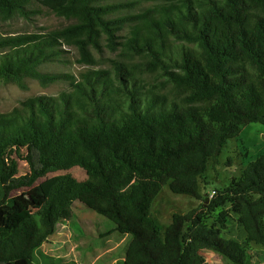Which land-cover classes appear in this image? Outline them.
Masks as SVG:
<instances>
[{
	"label": "trees",
	"instance_id": "obj_1",
	"mask_svg": "<svg viewBox=\"0 0 264 264\" xmlns=\"http://www.w3.org/2000/svg\"><path fill=\"white\" fill-rule=\"evenodd\" d=\"M147 2L138 13L110 17ZM32 3L75 21L0 35V82L65 81L68 89L0 113V264H63L37 263L34 255L77 205L109 222L101 234L129 237L114 264H209L205 249L230 264H251L248 246L264 247V150L207 202L172 213L169 223L159 222L152 204L166 186L199 199V179L228 141L249 123L264 126V0H0V20L27 16ZM102 35L112 50L120 44L123 58L110 67L77 76L43 70L64 45L93 64L90 47L99 48ZM76 166L85 178H45ZM36 184L44 201L32 211L15 191ZM227 203L246 245L223 237Z\"/></svg>",
	"mask_w": 264,
	"mask_h": 264
},
{
	"label": "rangeland",
	"instance_id": "obj_2",
	"mask_svg": "<svg viewBox=\"0 0 264 264\" xmlns=\"http://www.w3.org/2000/svg\"><path fill=\"white\" fill-rule=\"evenodd\" d=\"M101 3L114 2L116 0H98ZM150 2L143 6H127L118 11L117 15L135 14L141 11ZM27 16L15 15L9 20H0V35H14L19 33H45L50 30L64 27L75 20L56 15L47 7L32 3L28 7ZM129 26L116 29L115 40L122 41L129 30ZM114 51L108 45L105 35L100 39V47L92 48L90 51L94 58L93 64L79 61L80 53L75 46L64 45V50L59 60L43 66V70L49 72H63L78 75L79 72L88 69L108 68L113 59H122L120 44ZM136 58L135 60H139ZM25 87L16 83L0 82V113L8 112L19 105L20 101L36 95H57L62 90H67L65 81H56L42 86L37 80L26 78ZM264 150V126L260 123H249L244 126L238 137L230 139L222 153L219 163L212 168L209 164L207 173L199 179L198 187L201 197L194 198L188 195L175 194L167 186L162 189L152 204V212L160 223L166 224L171 220L172 213H185L190 208L197 206L202 200L208 201L216 189L222 188L228 183L231 175H237L245 164L254 160ZM228 158H231L229 162ZM21 170L27 167L19 160ZM55 174H70L78 179L86 177L79 167H72L48 174L45 178ZM15 193L26 195L32 202L31 210L36 211L44 201L43 194L36 184L30 188H20ZM220 209L227 211V229L223 230V237L233 238L243 245L245 244V231L237 220V213L231 204L227 203ZM218 209V210H220ZM217 212L214 214L216 215ZM214 217V216H213ZM213 218H208L212 223ZM109 222L97 213L77 205L76 212L70 220L60 221L56 225V231L35 252L34 261H58L63 264H114L123 259L129 237L111 233L101 234ZM252 255L251 264H261L264 261V247L248 246ZM209 264H230V261L211 250L202 251Z\"/></svg>",
	"mask_w": 264,
	"mask_h": 264
}]
</instances>
